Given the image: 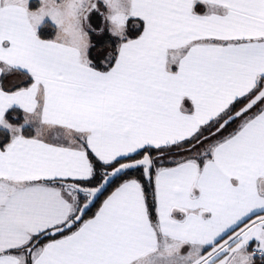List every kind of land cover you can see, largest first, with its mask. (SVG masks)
I'll return each mask as SVG.
<instances>
[{
  "label": "snow or ice",
  "instance_id": "1",
  "mask_svg": "<svg viewBox=\"0 0 264 264\" xmlns=\"http://www.w3.org/2000/svg\"><path fill=\"white\" fill-rule=\"evenodd\" d=\"M0 264H264V0H0Z\"/></svg>",
  "mask_w": 264,
  "mask_h": 264
}]
</instances>
